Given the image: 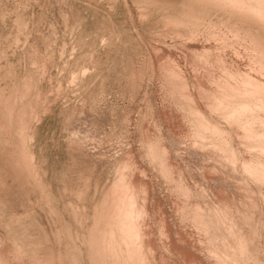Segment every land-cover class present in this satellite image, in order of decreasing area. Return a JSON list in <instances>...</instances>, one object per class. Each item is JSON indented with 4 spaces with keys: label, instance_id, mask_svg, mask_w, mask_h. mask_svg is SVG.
<instances>
[{
    "label": "rangeland",
    "instance_id": "1",
    "mask_svg": "<svg viewBox=\"0 0 264 264\" xmlns=\"http://www.w3.org/2000/svg\"><path fill=\"white\" fill-rule=\"evenodd\" d=\"M0 264H264V0H0Z\"/></svg>",
    "mask_w": 264,
    "mask_h": 264
},
{
    "label": "bare ground",
    "instance_id": "2",
    "mask_svg": "<svg viewBox=\"0 0 264 264\" xmlns=\"http://www.w3.org/2000/svg\"><path fill=\"white\" fill-rule=\"evenodd\" d=\"M80 73H81V72H80ZM58 80H59V79H58ZM123 223H124V224H123L124 226H127L125 221H124Z\"/></svg>",
    "mask_w": 264,
    "mask_h": 264
}]
</instances>
